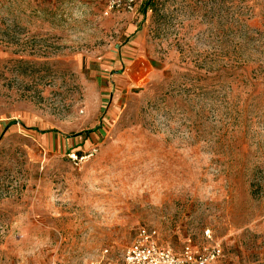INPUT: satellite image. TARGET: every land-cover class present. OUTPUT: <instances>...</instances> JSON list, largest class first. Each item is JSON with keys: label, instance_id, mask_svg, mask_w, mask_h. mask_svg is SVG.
<instances>
[{"label": "rangeland", "instance_id": "1", "mask_svg": "<svg viewBox=\"0 0 264 264\" xmlns=\"http://www.w3.org/2000/svg\"><path fill=\"white\" fill-rule=\"evenodd\" d=\"M107 6L0 0V264H264V0Z\"/></svg>", "mask_w": 264, "mask_h": 264}, {"label": "built area", "instance_id": "2", "mask_svg": "<svg viewBox=\"0 0 264 264\" xmlns=\"http://www.w3.org/2000/svg\"><path fill=\"white\" fill-rule=\"evenodd\" d=\"M135 3L136 0H108L107 13L114 10L132 12ZM96 152V147H93L83 155L74 154L71 158L75 165H79L94 156ZM105 252L107 253V250ZM221 252L220 245L215 244L203 252H195L187 246L180 254H177L159 243L156 229L141 227L127 248L120 264H217Z\"/></svg>", "mask_w": 264, "mask_h": 264}, {"label": "crops", "instance_id": "3", "mask_svg": "<svg viewBox=\"0 0 264 264\" xmlns=\"http://www.w3.org/2000/svg\"><path fill=\"white\" fill-rule=\"evenodd\" d=\"M139 68L141 71H146L148 70V66L145 62H141L140 65H139ZM0 131H2V125H0Z\"/></svg>", "mask_w": 264, "mask_h": 264}]
</instances>
